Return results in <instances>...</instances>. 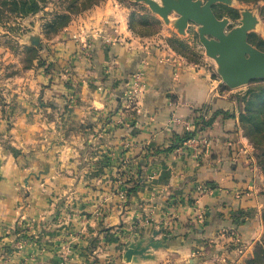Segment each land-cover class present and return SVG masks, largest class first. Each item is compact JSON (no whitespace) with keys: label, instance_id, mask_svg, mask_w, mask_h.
<instances>
[{"label":"crops","instance_id":"1","mask_svg":"<svg viewBox=\"0 0 264 264\" xmlns=\"http://www.w3.org/2000/svg\"><path fill=\"white\" fill-rule=\"evenodd\" d=\"M84 33L89 48L82 51L72 37ZM166 38L137 35L126 12L108 0L41 46L40 60L0 105V264H243L252 258L264 233V201L236 99ZM247 41L262 51L249 34ZM136 76L142 90L129 104ZM202 107L205 120L217 110L233 109L235 117H215L196 162L175 144L194 130ZM129 179L137 187L122 201L117 191ZM197 184L212 195H199ZM139 239L165 247L125 262L127 246Z\"/></svg>","mask_w":264,"mask_h":264},{"label":"rangeland","instance_id":"2","mask_svg":"<svg viewBox=\"0 0 264 264\" xmlns=\"http://www.w3.org/2000/svg\"><path fill=\"white\" fill-rule=\"evenodd\" d=\"M106 1L108 0H39L40 10L35 14L26 16L4 15L0 22V105L3 104L2 101L7 98L12 88L24 82L28 77V68L32 65L33 59L36 57L35 60H40L41 46L46 45L49 41L56 40V37L66 28L77 26L82 17L85 19L89 10L103 5ZM111 1H115L126 12L128 22L132 24L136 34L143 35L142 37L166 35L169 46L180 57L188 63L205 66L206 70L221 81L220 76L216 73L218 68L216 61L206 55L202 44L199 42L197 25L190 23L187 33L179 34L174 27V20L177 18L174 12L168 17L171 23H165L144 2L137 0ZM156 1L161 4V0ZM201 1L204 2L205 0ZM94 3L96 4L90 8L83 9L85 5L89 6ZM263 6L264 0L251 2L231 0L228 5L215 3L212 6V11L214 15L228 19L226 31L239 25L242 12H250L256 18L257 23L249 31V38L263 51L264 19L261 15L264 14V12L261 13ZM229 8L236 11V18L229 15ZM62 14L67 15L69 20L65 27L59 28L60 21L56 19V16ZM30 36L38 37L40 44L31 46ZM81 36L86 40L88 38L86 33ZM256 80L261 79L252 80L248 84L234 89H227L224 94L227 98L234 97L236 99L237 96L244 95L248 89H252L255 98L263 93L261 89L264 87V81ZM256 101L259 102L257 99ZM257 108L260 109L261 107L257 106ZM262 109L264 110V108ZM259 115L260 118L264 119V111ZM239 124L242 127H240L241 134L247 140L250 148L251 161L255 166L252 171L255 176L254 183L261 199L264 201V156L262 155L264 125L258 130L251 123L240 122ZM243 125L245 128H243ZM253 252H255L253 264H260L264 255V233L256 242Z\"/></svg>","mask_w":264,"mask_h":264},{"label":"water","instance_id":"3","mask_svg":"<svg viewBox=\"0 0 264 264\" xmlns=\"http://www.w3.org/2000/svg\"><path fill=\"white\" fill-rule=\"evenodd\" d=\"M144 2L149 9L159 15L165 23L171 13H176L174 27L179 34H184L190 23L198 26V38L208 57L218 65L217 73L221 82L234 89L248 84L255 79H264V50H258L247 38L257 20L248 11L241 13L239 25L226 31L228 19H217L212 11L215 3L230 4L231 0H137ZM31 46H37L39 39L30 36ZM165 247L160 241L139 239L131 242L123 253L125 262L138 258L149 259L150 249Z\"/></svg>","mask_w":264,"mask_h":264},{"label":"trees","instance_id":"4","mask_svg":"<svg viewBox=\"0 0 264 264\" xmlns=\"http://www.w3.org/2000/svg\"><path fill=\"white\" fill-rule=\"evenodd\" d=\"M242 2H251V1H258V0H239ZM90 4L89 6L85 5L83 9H88L92 5ZM40 10V5H39V0H0V22L2 21L4 15H18V16H26V15H31L35 14L37 11ZM229 15L234 18L236 16V11L232 8L228 9ZM264 12V6L262 7V12ZM263 19H264V14H261ZM236 18V17H235ZM56 19L60 21L59 23V28L65 27L68 23V16L65 14L58 15L56 16ZM56 23V21H54ZM129 27L130 29L136 33L133 29L132 24L129 22ZM139 35V34H137ZM143 36V35H139ZM249 41L252 43L253 41L249 38ZM257 46V45H256ZM36 57L33 59L35 60ZM256 81H264V79L261 80H256ZM263 93L260 95H257L255 98L253 96V90L248 89L244 95L237 96L236 97V104H237V111H238V127L240 129V122L242 123H251L256 127L258 130H260L262 125H264V119L260 118L259 113H262L264 110V87L261 89ZM259 100V102L256 101ZM261 107L260 109L257 108ZM204 107L201 109H198V113L200 115H196L194 118V130L191 132H184V134L180 137L177 138V143L175 144V147L178 146V144L183 143L184 141L192 138L193 136L196 135L197 132H204L207 128H209L215 119L216 116L221 115L222 118H231L234 119L235 117V112L234 110H217L214 113L208 117L207 120L204 119L203 114H204ZM242 128V127H241ZM243 128L244 125H243ZM247 135V133H246ZM262 155L264 156V148L262 151ZM263 166V165H262ZM138 180H133L129 179L128 181H125L123 184H125V197L128 196L130 193L135 191L137 187ZM262 218L264 222V209L262 212ZM255 257V252H253L252 258L247 260L245 264H253L254 263V258ZM262 264L264 262V255L262 257V261H260Z\"/></svg>","mask_w":264,"mask_h":264},{"label":"built area","instance_id":"5","mask_svg":"<svg viewBox=\"0 0 264 264\" xmlns=\"http://www.w3.org/2000/svg\"><path fill=\"white\" fill-rule=\"evenodd\" d=\"M74 40H78L79 43L81 44V47L83 48L82 51H85L89 48V44L87 43L86 38L82 37L81 35L78 34V36L74 35L73 36ZM142 85L141 82L139 80V77L136 76L129 85V89H128V94L125 97V100L127 103L129 104H134L136 101V96L140 94ZM177 120V119H175ZM183 124H186L185 122ZM208 145V138L207 136L204 134V132L200 131L197 132L195 136H193L192 138L184 141L183 143H181V145L176 149L177 152H181L184 149H188L191 153L192 158L197 162V160L199 159V156L201 155V149L205 148ZM195 192H197L199 195H208L211 196L212 195V189L203 185V184H197L194 187ZM117 195L118 197L124 201L125 199V189L123 188L122 190H118L117 191ZM204 217V212L201 209H197V214H196V218L198 220H202Z\"/></svg>","mask_w":264,"mask_h":264}]
</instances>
